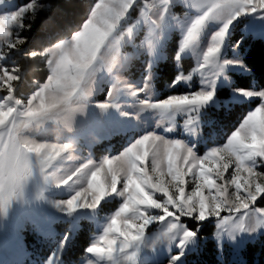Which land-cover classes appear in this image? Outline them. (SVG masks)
<instances>
[{"label":"rangeland","instance_id":"374dc122","mask_svg":"<svg viewBox=\"0 0 264 264\" xmlns=\"http://www.w3.org/2000/svg\"><path fill=\"white\" fill-rule=\"evenodd\" d=\"M29 3L31 2L18 4L17 0H3L0 3V15L11 14ZM36 4L35 11L26 13L23 21L34 19L37 13L44 9L38 2ZM204 11V8L194 7L193 0H136L118 29L122 38L115 53L117 62L111 71L103 68L97 72L93 95L89 99L86 113L77 117L74 131L68 133L62 127L58 129L56 123L49 120L26 133L37 143H65L72 139L77 141L73 152L63 154L64 158L58 159V167L62 170L59 174H66L88 160L99 164L104 158L120 154L137 139L149 133L171 140H181L202 157L211 149L225 144L247 115L264 103V98L247 96L238 91L264 90L257 88L254 83L251 88L235 87L238 78L236 76L250 73L242 60L241 44L248 36L264 40V12H256L241 14L233 19L229 26L217 58L218 63L239 60L242 64L225 66V71L216 81L215 98L210 103L195 110L170 112L155 107L158 101L174 94L210 90L199 65L211 37L223 27L224 21L209 19L202 27L196 43L180 52L191 23L203 15ZM25 29L26 25H13V39L18 35L25 40L22 35ZM81 29L82 26L79 30ZM71 36L65 39H70ZM23 46L24 43L18 44L17 48L9 50L7 46L0 47V53H3L0 64L9 68L17 67L13 64L14 58L19 55L30 57L29 53L38 51L32 49L24 52ZM46 70L45 80L30 92L27 89L28 83L19 70L16 74L20 75L21 79L13 82L14 96L26 101L47 81L50 74L47 65ZM167 71L173 72L172 78L166 77ZM181 75L190 76L191 79L176 83ZM31 82L35 83V80ZM6 94V89H0V98ZM144 100L153 106L143 104ZM104 102H110L112 106L102 109L99 105ZM238 119L237 126L229 130V125ZM189 120L193 123L189 124ZM146 167L151 174V157L146 162ZM52 171L53 169L48 170L49 173ZM234 171L235 164L227 169L223 180H217V184L227 187L230 197L235 192V186L228 182ZM256 171L264 173V163H261ZM213 178L215 179V176ZM186 180L187 194L193 190L194 183L191 175L187 176ZM259 182L264 183V178ZM120 186L122 187V184ZM79 187L80 185H75L76 189ZM75 188L58 186L51 180H45L44 175L37 170L21 196L0 205V264H114L113 261L89 253L87 249L104 234L111 218L124 203V198L112 194L105 197L96 209L78 208L69 212L61 202L69 199ZM205 194H208L207 189ZM243 194L241 191V195ZM261 197H258V200ZM154 198L164 199L159 193H156ZM251 208L252 222L243 219L242 226L235 231L233 229L241 224L243 214H233L231 220L225 221L223 217L228 213L224 211L221 213L222 217L210 216L204 220H211L214 224L211 238L217 243L218 256L226 258L230 264L244 262L243 249L247 241L260 238L264 240V223H258L264 221V207L255 203ZM170 210L175 211L173 208ZM150 211L152 214H162L160 210ZM199 221L196 218L181 217L185 230L196 232V236L183 247L180 246L183 233L168 232L171 220L154 221L149 224L144 238L134 245V260L129 261L121 257L120 264H184L185 255L198 250L205 239V235H200L202 224H197L194 228L189 224ZM81 222L89 225V243L77 261L71 257L67 261L64 259V253ZM180 253L183 255L174 261V257Z\"/></svg>","mask_w":264,"mask_h":264},{"label":"snow or ice","instance_id":"6c2138e0","mask_svg":"<svg viewBox=\"0 0 264 264\" xmlns=\"http://www.w3.org/2000/svg\"><path fill=\"white\" fill-rule=\"evenodd\" d=\"M2 2L3 0H0V3ZM135 2L136 0H98L91 8L89 18L82 24V29L71 36L72 46L66 47L61 44L57 50L58 54H53L54 64H49V57L43 56L46 58L51 79L47 78V81L26 101L14 96L13 82L21 79V76L16 74L19 69L0 64V89L7 90V94L0 98V205L18 197L16 190L6 191V185H19L26 177L32 178L37 170L44 175L45 180H51L58 186L75 188V185H80L78 189L75 188L69 199L61 202L69 212H74L78 208L96 209L105 197L112 194L122 196L124 203L111 218L104 234L87 249L89 253L113 261L114 264H120L121 257H126L129 261L134 260L135 253L132 252L134 245L144 238L149 224L154 221L171 220L168 232H182L180 246L183 247L196 236V232L185 230L181 217L204 221L210 216L222 217L221 213L226 211L228 215L223 218L229 221L233 214L237 216L243 214L241 224L233 229L235 231L242 226L243 219L250 217L251 206L256 203L258 197L264 196V183L259 182L264 178V173L256 171L257 167L264 163V103L247 115L225 144L211 149L202 157L181 140H171L149 133L116 156L104 158L99 164L88 160L66 174H59L62 170L58 167L57 161L64 158L63 154L73 152L68 143L28 145L26 154L29 156L34 154L41 158L38 164L30 168L14 161L18 128L31 127L36 119L55 107L54 104L50 105L47 102L49 89L62 87L66 92H71L78 87L80 78L86 76L93 66H96L97 70L103 68L112 70L113 64L117 62L115 53L120 44L118 29ZM193 6L196 7L195 0ZM36 7V0H32L11 14L0 15V47L7 46L9 50L26 42L18 35L13 39L11 28L13 25L25 27L23 23L25 14L34 12ZM201 8L205 11L191 23L180 52L196 43L202 27L209 19L216 18L218 12L228 14L223 27L211 37L199 65V70L206 77L205 83L210 90L174 94L158 101L155 107L165 112L195 110L206 106L215 98L216 81L225 71V66L242 64L239 60L218 63L217 58L229 26L233 19L241 14L264 12V0H206ZM70 52L75 59L69 56ZM31 53L28 54L31 58L37 57ZM2 58L3 53H0V59ZM183 79L191 77L181 75L176 83ZM238 91L247 96L264 98V90ZM111 95L110 93V97ZM142 103L153 106L147 100ZM111 106L110 102L99 105L102 109ZM188 123L191 124L193 121L189 120ZM149 157L151 174L146 167ZM121 161L128 162L126 170L119 167ZM233 164L235 171L228 183L235 186V192L230 197L227 187L217 184V180H223L224 173ZM49 169L53 171L49 173ZM189 175L193 177L194 188L186 194L188 183L186 177ZM206 189L208 194H205ZM156 193L161 194L164 199L154 198ZM170 208L175 211H171ZM152 209L160 210L162 214H152L150 211ZM182 255L183 253H180L174 257V261L179 260Z\"/></svg>","mask_w":264,"mask_h":264},{"label":"trees","instance_id":"16d2710c","mask_svg":"<svg viewBox=\"0 0 264 264\" xmlns=\"http://www.w3.org/2000/svg\"><path fill=\"white\" fill-rule=\"evenodd\" d=\"M97 0H36L44 9L37 13L34 19L23 21L26 25L22 35L26 38L24 52L32 49L43 51L45 47L55 42L70 37L75 33L88 18L91 8ZM32 0H17L18 4H25ZM243 53V62L250 73L238 77L235 87L251 88L255 84L257 88L264 89V40L248 36L240 46ZM23 52V51H22ZM21 70L23 77L27 81L29 92L47 76L45 57L35 58L19 55L14 58V63ZM169 69V67H168ZM167 69V70H168ZM167 78H172L173 72H166ZM35 80V83L31 81ZM31 82V83H30ZM241 118V117H240ZM239 118V119H240ZM239 119L229 125V130L237 126ZM257 205L264 207V196L257 202ZM194 228L197 224H202L200 235H205V239L196 251L188 252L185 255L184 264H230L226 258L218 256L217 243L211 235L214 224L211 220L190 222ZM89 225L81 222V226L75 233L72 241L69 242L64 253V259L70 257L78 260L84 252L89 241ZM244 262L240 264H264V240L258 239L247 241L243 249ZM239 264V263H233Z\"/></svg>","mask_w":264,"mask_h":264},{"label":"clouds","instance_id":"9594fccd","mask_svg":"<svg viewBox=\"0 0 264 264\" xmlns=\"http://www.w3.org/2000/svg\"><path fill=\"white\" fill-rule=\"evenodd\" d=\"M195 3L197 8H201L206 3V0H195ZM227 18V12H218L216 14V19L218 20L225 21ZM157 23H159V21H157ZM118 37L121 41L122 37L119 33ZM61 44L65 45L66 47H70L72 46L73 41L72 39H62L59 42L55 43L53 46L46 48V50L32 52L31 55L42 57L48 56L49 64H54L55 56H53V54L57 53V50L60 49ZM69 56L75 59V57L72 56L71 52L69 53ZM115 64L116 62L113 64V67L115 66ZM98 71L99 70H97V67L93 66L92 70L86 76H82L80 78L78 87L76 89H73L71 92H66L62 87H53L48 90L47 102L50 105L54 104L55 107L52 108L49 112L42 114L40 118L35 120L31 127L21 126L16 132V149L13 153V159L17 164L23 163L25 167L30 168L38 164L41 159L39 156H36L34 154L31 156L26 154V147L28 145L37 143L35 139H32L28 135H26L27 131L32 129L33 127H39L46 121L51 120L56 123L58 129L62 127V129L67 131L68 133H72L74 131L77 117L86 113L89 99L93 95L96 75ZM48 79L50 80L51 76H49ZM65 143H68L73 150L77 146V141L75 139H72ZM119 167L126 170L128 167V162L121 161ZM30 179L31 178L26 177L19 185L8 184L5 186V190H16L18 196H21L24 193V190L26 189ZM21 192L22 194H20ZM248 219L251 223L252 217L250 216ZM124 259H126V257Z\"/></svg>","mask_w":264,"mask_h":264},{"label":"bare ground","instance_id":"6f19581e","mask_svg":"<svg viewBox=\"0 0 264 264\" xmlns=\"http://www.w3.org/2000/svg\"><path fill=\"white\" fill-rule=\"evenodd\" d=\"M41 143V142H40ZM43 143V142H42ZM54 143H56V142H54Z\"/></svg>","mask_w":264,"mask_h":264}]
</instances>
